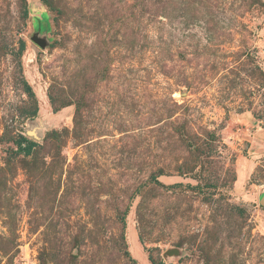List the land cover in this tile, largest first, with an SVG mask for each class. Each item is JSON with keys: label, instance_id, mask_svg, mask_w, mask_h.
I'll use <instances>...</instances> for the list:
<instances>
[{"label": "rangeland", "instance_id": "1", "mask_svg": "<svg viewBox=\"0 0 264 264\" xmlns=\"http://www.w3.org/2000/svg\"><path fill=\"white\" fill-rule=\"evenodd\" d=\"M262 202L264 0H0V264H264Z\"/></svg>", "mask_w": 264, "mask_h": 264}, {"label": "trees", "instance_id": "2", "mask_svg": "<svg viewBox=\"0 0 264 264\" xmlns=\"http://www.w3.org/2000/svg\"><path fill=\"white\" fill-rule=\"evenodd\" d=\"M23 90L27 93L28 97L31 98V100L35 103V93L33 91L32 86L26 81L23 80ZM36 106L34 108V112L36 110ZM36 145V142L29 140L28 138L21 137V143L19 144V147L22 149V151L25 154H29L32 151V148ZM152 261V260H151Z\"/></svg>", "mask_w": 264, "mask_h": 264}, {"label": "water", "instance_id": "3", "mask_svg": "<svg viewBox=\"0 0 264 264\" xmlns=\"http://www.w3.org/2000/svg\"><path fill=\"white\" fill-rule=\"evenodd\" d=\"M262 205L264 206V202H262Z\"/></svg>", "mask_w": 264, "mask_h": 264}]
</instances>
